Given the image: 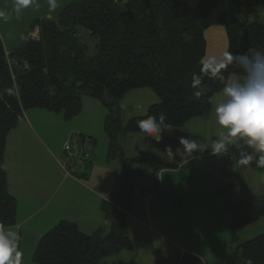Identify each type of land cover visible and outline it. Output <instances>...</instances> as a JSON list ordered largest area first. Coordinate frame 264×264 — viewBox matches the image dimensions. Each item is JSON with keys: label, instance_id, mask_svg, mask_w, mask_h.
Segmentation results:
<instances>
[{"label": "trees", "instance_id": "trees-1", "mask_svg": "<svg viewBox=\"0 0 264 264\" xmlns=\"http://www.w3.org/2000/svg\"><path fill=\"white\" fill-rule=\"evenodd\" d=\"M260 9L251 1L79 0L67 5L57 20L37 18L31 28L40 27L38 41L27 36L7 52L0 35V225L16 223L17 199L9 191L5 156L8 134L27 109L46 108L71 119L81 112L84 96L101 99L109 110L104 119L108 158L123 163L116 205L102 206L110 232L85 234L75 222L61 220L40 238L33 254L36 264H98L109 254L133 248L126 225L135 191L144 189L140 169L148 166L155 176L170 165L158 157L125 158L119 134L141 132L138 120L162 112L170 128L208 116L213 97L238 72L232 65L221 70L223 78L202 71L208 65L203 63L205 30L223 26L227 50L234 54L264 46ZM89 37L99 40L95 55L88 53ZM194 78L199 81L195 86ZM143 87L153 89L160 101L123 125L120 100ZM228 152L227 159L240 168L238 158ZM216 193L231 216L232 246L227 260L219 264H264V234L246 241L238 235L264 217V196L224 180L216 185ZM178 264L204 263L196 254L184 252Z\"/></svg>", "mask_w": 264, "mask_h": 264}, {"label": "crops", "instance_id": "crops-1", "mask_svg": "<svg viewBox=\"0 0 264 264\" xmlns=\"http://www.w3.org/2000/svg\"><path fill=\"white\" fill-rule=\"evenodd\" d=\"M42 17L52 18L53 15L51 12H47ZM31 26L32 24L29 26L25 38ZM216 28L210 32L225 34L223 27ZM1 38L7 52L13 51L21 45L17 40L7 41L10 45V48H7L3 36ZM224 51L226 50L218 51L217 58ZM210 59L213 63L216 56ZM91 98V96H84L83 103L85 106H91V109L94 110L93 107L96 105ZM220 99H222L221 92L213 97L212 109L208 116L190 119L182 127L164 130L161 139L155 140L156 146H151V143H142L141 136L145 135L142 132L124 134L123 144L122 140L120 141L118 138L125 158L158 157L170 166L160 169L154 176L157 178L156 186H154L155 183H151L158 189L161 186L160 191H152L151 193L144 178L143 191H135L133 210L128 214L134 217L132 219L129 217V222L126 225V234L130 238L133 248L109 254L98 264H177L181 255L187 250L177 248L175 244L177 242L174 240L173 243L168 234L160 229L163 225L159 214L163 205L165 210H174L178 214L188 205L189 208H193V213L204 210L205 212H216L222 216L224 228L228 230L230 235V249L229 245L226 249L229 256L232 246L231 216L224 208L223 199L216 193V185L224 180L227 183L240 184L249 194L264 196V168L256 167L254 160L252 164L240 166L238 173L234 170V165L227 159L226 153L216 156L211 154V149L203 150L205 146L209 147L212 144L216 134L220 131L214 112V105ZM32 112L31 109L25 111L21 118L23 121L21 124L27 119L23 126L30 130V140L22 141L14 136L15 133H12L11 136L14 140L8 138L5 156L9 191L17 199L16 223L5 227H10L19 234V249L23 253L21 264H35L32 259L40 238L61 220L66 219L75 222L85 234H92L99 229H103L104 233L108 234L111 230V222L102 206L105 202L112 206L116 205V194L119 188L118 177L123 165L120 160L116 183L107 186L108 190L105 191L101 190V187L106 185V180L103 184L96 182L93 173L86 172L88 167L90 168L92 165L91 162L86 165L84 171L78 166H72L76 167L75 172L66 168L71 173L68 174L67 170L65 171L63 168L64 163L61 164V158H59L61 157V148L58 149V144L55 146V137L49 131L47 132L44 126H39L35 132L28 126V117L30 118L31 115L36 118ZM211 122H214L213 129H211ZM182 132L188 134V139L196 140L202 146L201 151H195L193 155L190 154L191 156H189V152L187 157H181L182 154L177 152L175 143L183 136ZM69 134L64 136L62 144H65ZM81 138L84 142L83 136ZM169 148H171L173 155L170 151L168 152ZM249 151L252 152L253 150L249 149ZM93 154L94 160L98 161L95 152ZM192 158L193 161H191ZM201 158H208L204 162V168L212 173L209 174L211 179L202 180V184L196 187L195 182L198 177H193V190L183 191V188H178L176 191H168L173 186L181 185L177 177L179 167H186L192 171L195 160L198 161ZM107 159L106 164L108 165V153ZM101 162L99 160V163L94 165L96 171ZM176 164L178 165L177 168ZM216 170L223 172L220 176H216ZM224 173L225 175H223ZM173 175L176 176L177 180L176 178L172 179ZM169 177L172 180H169ZM168 185H172V187H168ZM146 194L147 196H145ZM219 209L225 211L224 215H221ZM149 221L150 224H147ZM202 224H195V228H203ZM168 231H172L169 226ZM261 234H264V217L242 228L238 233L243 241ZM226 243L228 244L227 241ZM175 248L180 251V254H174ZM222 250L224 252V246ZM193 254L200 255L197 251H193ZM219 263L224 262H216L215 264Z\"/></svg>", "mask_w": 264, "mask_h": 264}, {"label": "rangeland", "instance_id": "rangeland-1", "mask_svg": "<svg viewBox=\"0 0 264 264\" xmlns=\"http://www.w3.org/2000/svg\"><path fill=\"white\" fill-rule=\"evenodd\" d=\"M77 1L79 0H55V7L51 8L49 0H32L27 8L22 9V11L17 14L14 10L15 0H0V12H4L6 14V18L0 17V34L2 33L1 36H3L4 42L7 44L6 47L10 48V45L7 41L12 40H17L19 44H22V42H24L23 39L26 36L25 34L27 33L29 26L37 18H45L42 16L47 12H51L53 15L52 18L54 20H57L60 16L61 11L67 5L75 3ZM229 1L233 4L235 1H251L253 3H258L261 8L260 10H262L264 13V0ZM261 19L262 22H264V14L263 18ZM216 27L223 26H211L205 30L206 54L203 58V63L208 65L213 64L211 63L212 59L210 58H212L213 56H216L217 58L218 51L228 49V37L224 27L222 29H224L226 36L225 34L223 35L221 33L218 34L216 32H210L214 29H217ZM98 41V39L89 37L88 42L87 38L88 53L90 55H95L98 52ZM235 76L236 74H232L230 78H233ZM91 99H93L96 105L95 107H93L94 110L91 109V106H85V104L82 103L81 112L71 119H66L61 112H53L46 108H29L31 109V111H33L32 113L36 115V118L30 115V118L28 117L27 123L34 132L39 129V126H44V129H47L46 131H49L52 136L55 137V146L58 144V149L61 148V157H59L61 158V164L65 163L64 147L69 141H72V144L80 145L81 147L90 151L92 154L93 152H95L97 159L102 161L100 163V167L102 168L99 167L96 171L95 166L97 165V163H99V160L95 161L93 154L94 161L92 162L90 168L88 167L86 172L88 173L89 171L90 174L93 173L96 182L103 184L106 180V185L104 184L101 187V190L105 191L108 190L107 186H112V183H116V176L120 167V159L114 158L111 161L109 160L108 165L106 164V161L108 160L107 153L109 148V137L104 129V119L109 110L101 99L95 97H92ZM159 101L160 98L158 94L149 87L135 88L128 91L119 102L121 107V120L123 125H125L134 117L147 114L149 107ZM196 118L198 117H193L192 120ZM25 121H27V119ZM22 122L23 121H21V119L18 121L17 126L13 128L12 132H9L8 138L14 140L11 135L12 133H15L14 136L22 141L30 140L31 132L27 127L23 126L24 123L21 124ZM213 126L214 122H211V129H213ZM68 133L70 134L65 144H62L61 142H63L64 136H66ZM182 133V137L188 138V134L186 132ZM81 135L85 139L84 142L81 138ZM144 136L145 135L141 136L142 143H151V146L157 145L154 138H144ZM118 138L120 141L122 140L123 144L124 134H119ZM175 146L176 149H180V152L182 154L181 157H187V154L183 152V145L180 144V140L175 143ZM204 148L208 147L205 146ZM190 154L193 155V153L190 152L189 156H191ZM207 159L208 158H201L198 161L195 160V163H193L194 165L192 171L186 167H179V174L177 175V177L181 182V185L173 186V188L169 189L168 191H176L178 188H183V191L193 190V177H198L196 178L195 182L196 187L202 184V180L211 179L209 174L212 173L204 168V162H206ZM191 161H193V158L191 159ZM175 166L176 168L178 167L177 164ZM67 169L71 172H75L77 170L76 167H72V165H68ZM234 170L238 173L240 172V169L235 166ZM140 171L142 172V176L146 179L145 181H147L146 183L151 193L152 191L161 190V186L159 189L154 187L157 184V178L154 177L152 170L148 166L141 168ZM66 172L68 173V171ZM222 172L223 171L216 170V176H220ZM223 175H225V173ZM175 178L176 176L173 175L172 179ZM172 179L169 177V180ZM141 180L142 179H139L140 183ZM151 183H155L154 186ZM142 184H145V182H143ZM168 187H172V185H168ZM137 190L142 191V189L139 188H137L136 191ZM147 194L150 193L148 192ZM147 194L145 196H147ZM219 210L221 212V215H224L223 213L225 211H222L221 209ZM129 217H131L130 219H132L134 216L128 215L127 222H129ZM159 218L163 225L160 227V229L168 234L170 240L173 243L175 241L178 243H175L177 248L185 249L187 250L186 252L190 253H193V251L199 252L200 255H196L201 257L204 264H215L216 262H225L227 260L228 254L226 253V249L228 248V245L230 249V235L228 234V230L224 228L222 216L218 215L216 212H205L204 210H200L199 212L193 213V208H189L188 205H186L183 211L178 214L177 212H174V210H165L163 205L162 211L159 214ZM179 218L181 219L179 220ZM148 223L150 224V221L147 222V224ZM195 224H202L203 228L197 229L195 228ZM168 226L172 228V231H168ZM173 231L175 232L173 233ZM226 241L228 242V244L226 243ZM223 246L225 248L224 252L222 250ZM177 253L180 254V251L175 248L174 254L176 255Z\"/></svg>", "mask_w": 264, "mask_h": 264}, {"label": "clouds", "instance_id": "clouds-1", "mask_svg": "<svg viewBox=\"0 0 264 264\" xmlns=\"http://www.w3.org/2000/svg\"><path fill=\"white\" fill-rule=\"evenodd\" d=\"M31 2L15 0V12L19 14ZM49 4L54 8L55 0H49ZM0 17L6 18V14L0 12ZM229 65L236 68L238 75L227 79L220 89L222 99L214 105L220 131L212 144L203 150L211 149L212 155L221 156L235 146L239 151L240 164L249 165L255 160L256 167L264 168V46L237 54L226 50L214 59L212 66L204 65L202 71L207 70L211 76L223 78L221 70ZM198 83L194 78V86ZM196 95H201V92L198 91ZM166 119L162 112L159 117L148 116L138 120L137 127L145 134L144 138L152 137L158 141L161 133L170 129L165 123ZM180 144L185 154L201 151L202 147L196 140L184 137L180 138ZM169 151L172 154L171 148ZM19 239L16 230L0 225V264H21L23 253L19 249Z\"/></svg>", "mask_w": 264, "mask_h": 264}, {"label": "built area", "instance_id": "built-area-1", "mask_svg": "<svg viewBox=\"0 0 264 264\" xmlns=\"http://www.w3.org/2000/svg\"><path fill=\"white\" fill-rule=\"evenodd\" d=\"M116 1H120V0H116ZM28 38L31 40H36V41L39 40L40 27L38 25H34L30 29L28 33ZM64 152H65V155H64L65 163L63 164V168L65 170H67L66 168H68L67 166L68 164H70L72 166H78L82 171H84L86 168V165L92 161V157H93L90 151L81 147L78 144H72V141H69L65 145ZM229 154L239 158V151L236 148L231 149ZM68 174H71V173L68 171Z\"/></svg>", "mask_w": 264, "mask_h": 264}]
</instances>
